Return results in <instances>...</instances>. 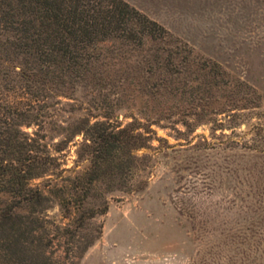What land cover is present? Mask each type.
Listing matches in <instances>:
<instances>
[{
  "label": "trees",
  "instance_id": "obj_1",
  "mask_svg": "<svg viewBox=\"0 0 264 264\" xmlns=\"http://www.w3.org/2000/svg\"><path fill=\"white\" fill-rule=\"evenodd\" d=\"M78 85L90 98L85 114L60 124L54 151L81 136L62 167L42 130ZM251 92L127 0H0V264H78L101 233L87 222L108 208L104 195L91 203L93 191L104 181L106 191L134 189L116 178L146 162L137 151L156 134L152 123L193 131L255 103ZM123 104L142 118L123 124ZM52 198L59 219L47 213Z\"/></svg>",
  "mask_w": 264,
  "mask_h": 264
},
{
  "label": "rangeland",
  "instance_id": "obj_2",
  "mask_svg": "<svg viewBox=\"0 0 264 264\" xmlns=\"http://www.w3.org/2000/svg\"><path fill=\"white\" fill-rule=\"evenodd\" d=\"M127 1L248 83L256 102L211 114L193 131L152 123L156 134L137 151L146 162L116 178L134 189L106 191L104 181L93 191L91 203L104 195L108 208L87 222L86 231L101 233L78 264H264V0ZM70 95L42 130L62 167L74 164L81 136L54 151L60 124L85 114L90 98L81 85ZM131 113L142 118L125 104L116 117L125 124ZM49 205L59 219L57 200Z\"/></svg>",
  "mask_w": 264,
  "mask_h": 264
}]
</instances>
